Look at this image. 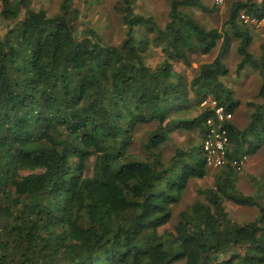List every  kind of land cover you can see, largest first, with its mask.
<instances>
[{
  "label": "trees",
  "instance_id": "trees-1",
  "mask_svg": "<svg viewBox=\"0 0 264 264\" xmlns=\"http://www.w3.org/2000/svg\"><path fill=\"white\" fill-rule=\"evenodd\" d=\"M76 1L48 14L31 0H0V264H264V187L246 196L231 165L218 169L204 201L168 232L171 206L208 171L200 145L162 153L175 130L204 135L214 109L182 116L192 107L210 100L236 112L224 83L232 44L236 77L258 72L264 98V43L255 55L253 26L240 19H263L264 0L232 4L221 29L194 15L203 0H168L163 27L136 12L138 0H120L119 45L89 26ZM152 48L163 57L156 66L146 60ZM215 49L190 81L174 66ZM248 106L247 127L227 123L231 159L264 144V102ZM140 126L151 130L136 153ZM227 203L259 214L237 222Z\"/></svg>",
  "mask_w": 264,
  "mask_h": 264
},
{
  "label": "rangeland",
  "instance_id": "rangeland-1",
  "mask_svg": "<svg viewBox=\"0 0 264 264\" xmlns=\"http://www.w3.org/2000/svg\"><path fill=\"white\" fill-rule=\"evenodd\" d=\"M62 0H31L30 5L33 9H43L48 14H54L59 9ZM120 0H77L75 6L86 15V22L89 26L98 31L103 38L112 45H119L125 37V30L122 25L120 14L115 7ZM243 2L245 0H223L221 4L215 3V0H203L205 9L195 8L193 11L199 22L207 28L221 29L227 21L230 8L235 2ZM260 0H254L259 2ZM168 0H138L136 12L145 16H151L164 26L167 20ZM253 43L251 51L255 55L260 54V46L264 43V25L253 27ZM235 43L232 44L229 54L225 58V63L229 69V75L224 77V83L234 92L239 107L233 115V122L240 128H245L250 123V114L252 108L248 103L262 104L264 98L260 97L261 79L258 72L251 69H246L242 72L240 78L236 77L235 71L240 62V57L235 50ZM217 55V49L207 55L192 58V66L188 67L182 63H174L177 70L182 72L183 77L190 81L194 76L199 65L204 62L212 61ZM147 63L151 66H156L162 62L163 57L152 48L146 56ZM212 101H203L201 106L192 107L191 111L184 113L182 116L193 117L199 112V108L208 106ZM206 103V104H205ZM193 105H196L195 103ZM149 126H140L135 133V148L136 153L141 152L142 143L146 140L150 132ZM203 136L199 131L175 130L172 133V140L168 141L162 150L163 157L168 160L174 154V146L182 148L190 147L191 145L201 146ZM247 145L245 148L247 149ZM245 149V150H246ZM200 157H204L201 148ZM244 150V152H246ZM247 156V164L243 171L236 174V185L238 190L246 196H256L258 189L264 187V144H261L256 150ZM207 176L203 179H194L190 182L187 191L183 194L181 200L171 206L172 218L164 230L171 232L175 223L179 220L180 212L188 209L197 201H204V196L200 194L201 190L212 188L214 179L218 173V169L207 167ZM264 205V189L260 199ZM226 210L229 216L237 222L253 221L257 218L259 210L256 207L238 206L232 203H227Z\"/></svg>",
  "mask_w": 264,
  "mask_h": 264
},
{
  "label": "built area",
  "instance_id": "built-area-1",
  "mask_svg": "<svg viewBox=\"0 0 264 264\" xmlns=\"http://www.w3.org/2000/svg\"><path fill=\"white\" fill-rule=\"evenodd\" d=\"M222 2L223 0H215L217 4ZM240 19L244 24L253 27L264 25V18H250L242 14ZM210 106L214 109V116L207 119L206 131L201 142V151L204 155L206 167L222 169L227 165H231L239 173L243 171L247 164V156L240 154L231 159L228 155L232 148L227 123L233 119V114L227 113L223 107H217L214 101L211 102Z\"/></svg>",
  "mask_w": 264,
  "mask_h": 264
}]
</instances>
